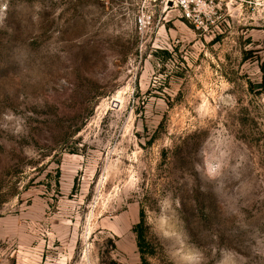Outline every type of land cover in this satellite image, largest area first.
Wrapping results in <instances>:
<instances>
[{"label": "rangeland", "instance_id": "obj_1", "mask_svg": "<svg viewBox=\"0 0 264 264\" xmlns=\"http://www.w3.org/2000/svg\"><path fill=\"white\" fill-rule=\"evenodd\" d=\"M193 1L0 0V264H264V0Z\"/></svg>", "mask_w": 264, "mask_h": 264}, {"label": "trees", "instance_id": "obj_2", "mask_svg": "<svg viewBox=\"0 0 264 264\" xmlns=\"http://www.w3.org/2000/svg\"><path fill=\"white\" fill-rule=\"evenodd\" d=\"M138 229H135L137 230V233H138V247L139 249L141 250V252H144L143 251V245H144V236H143V232H142V223H138L137 227ZM143 262H146L145 258H143Z\"/></svg>", "mask_w": 264, "mask_h": 264}, {"label": "built area", "instance_id": "obj_3", "mask_svg": "<svg viewBox=\"0 0 264 264\" xmlns=\"http://www.w3.org/2000/svg\"><path fill=\"white\" fill-rule=\"evenodd\" d=\"M161 2L176 4L179 0H159ZM184 5L185 10L190 11L191 4L194 3L193 0H181Z\"/></svg>", "mask_w": 264, "mask_h": 264}]
</instances>
